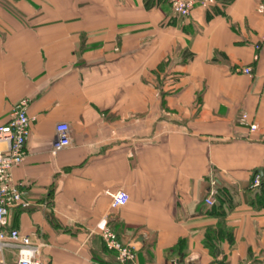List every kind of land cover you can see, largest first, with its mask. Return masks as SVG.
<instances>
[{
    "label": "crops",
    "instance_id": "crops-1",
    "mask_svg": "<svg viewBox=\"0 0 264 264\" xmlns=\"http://www.w3.org/2000/svg\"><path fill=\"white\" fill-rule=\"evenodd\" d=\"M261 3L183 20L163 0H0V127L24 100L33 120L13 171L28 206L8 229L41 243L43 264H117L105 229L134 264H264L248 192L264 175ZM62 123L72 146L55 155ZM221 187L233 195L217 213L206 199Z\"/></svg>",
    "mask_w": 264,
    "mask_h": 264
},
{
    "label": "built area",
    "instance_id": "built-area-1",
    "mask_svg": "<svg viewBox=\"0 0 264 264\" xmlns=\"http://www.w3.org/2000/svg\"><path fill=\"white\" fill-rule=\"evenodd\" d=\"M173 13L183 19H189L196 9L209 11L217 6V0H163ZM258 14L264 16V3L258 5ZM251 76L252 69L242 71ZM28 101L24 100L15 106L9 124L0 127V143L8 145L6 152H0V264H43L41 252L43 245L18 230L8 229L10 212L17 207H27L23 200V190L13 180V171L23 166L27 159V143L31 135L32 119L28 116ZM241 122L248 125L251 132H256L258 126L249 122L247 114H243ZM264 142V140H263ZM72 146L71 128L68 124H59L56 128V140L53 144V154H58ZM261 186V179L256 177L254 190ZM112 208L121 209L130 201L125 191L110 195ZM216 193H211L206 199L209 208L216 205ZM108 252L114 254L117 264H134L137 260V251L133 246L124 245L117 234L111 229H105L101 235ZM11 252V257L7 255ZM9 257L11 259H9Z\"/></svg>",
    "mask_w": 264,
    "mask_h": 264
},
{
    "label": "trees",
    "instance_id": "trees-1",
    "mask_svg": "<svg viewBox=\"0 0 264 264\" xmlns=\"http://www.w3.org/2000/svg\"><path fill=\"white\" fill-rule=\"evenodd\" d=\"M257 176H259L261 179V186L258 190H254L253 185H254V181H255ZM248 192H249V195L252 198L254 203L255 202L258 203L257 205L259 207L264 206V175H261V173L259 171H256L253 174L252 180H251L249 187H248ZM231 195H233V194L231 193V191L228 188H225V187L219 188L217 203L213 208H211L213 210V212L218 213L220 210H222L224 205L228 204V206H230V204H231L230 200L232 199Z\"/></svg>",
    "mask_w": 264,
    "mask_h": 264
}]
</instances>
